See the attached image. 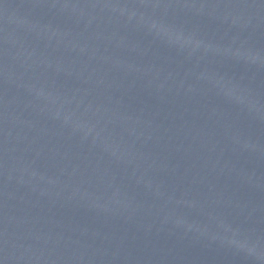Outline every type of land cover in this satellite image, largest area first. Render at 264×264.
<instances>
[{
  "label": "water",
  "instance_id": "95a60500",
  "mask_svg": "<svg viewBox=\"0 0 264 264\" xmlns=\"http://www.w3.org/2000/svg\"><path fill=\"white\" fill-rule=\"evenodd\" d=\"M264 94V0H194Z\"/></svg>",
  "mask_w": 264,
  "mask_h": 264
}]
</instances>
